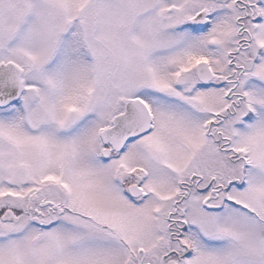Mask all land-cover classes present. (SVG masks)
Here are the masks:
<instances>
[{"label":"snow or ice","instance_id":"6c2138e0","mask_svg":"<svg viewBox=\"0 0 264 264\" xmlns=\"http://www.w3.org/2000/svg\"><path fill=\"white\" fill-rule=\"evenodd\" d=\"M0 264H264V0H0Z\"/></svg>","mask_w":264,"mask_h":264}]
</instances>
